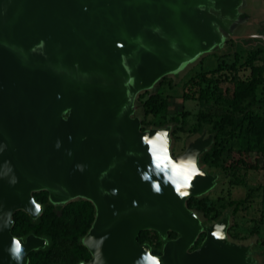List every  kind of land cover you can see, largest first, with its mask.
<instances>
[{
  "label": "water",
  "instance_id": "obj_1",
  "mask_svg": "<svg viewBox=\"0 0 264 264\" xmlns=\"http://www.w3.org/2000/svg\"><path fill=\"white\" fill-rule=\"evenodd\" d=\"M259 1L0 0V264H16L7 251L12 215L36 221L39 192L54 210L75 201L93 207L78 241L89 259L77 264H135L152 252L136 240L142 231L156 234L163 264H264V251L227 241L233 206L211 225L186 207L219 180L201 167L214 133L204 127L181 154L169 152L178 162L198 150L205 173L180 199L141 140L160 130L170 140L172 130L142 127L133 105L139 91L154 93L166 76L230 51L227 42L245 51L263 45ZM157 180L161 195L151 188ZM217 226L223 238L213 237ZM17 238L22 264L49 245L33 234Z\"/></svg>",
  "mask_w": 264,
  "mask_h": 264
},
{
  "label": "trees",
  "instance_id": "obj_2",
  "mask_svg": "<svg viewBox=\"0 0 264 264\" xmlns=\"http://www.w3.org/2000/svg\"><path fill=\"white\" fill-rule=\"evenodd\" d=\"M263 49L264 44L247 51L245 61L239 65L248 69V75L244 78L236 75L238 68L235 62L228 66L218 63L215 68L199 72L183 83V99H195L201 103L212 99L215 105L219 103L227 105L226 108L217 106L196 115V122L210 125L209 133H214L212 146L201 156L202 163L209 160L212 163L219 161L224 150L222 137L227 135L236 138L238 143L236 152L239 157L231 160L223 169L235 170L246 167L247 163L240 156L254 151L262 159V165L258 167L254 164L251 168L264 170V111L257 113L252 109L256 88L264 83V57L260 59L258 57ZM227 81L231 82V90L229 97L225 98L217 86ZM141 105L143 113L152 116L161 115L166 108L165 99L159 93L147 96ZM169 121L176 124L177 118L171 117ZM157 125L164 126L163 123ZM176 128L175 126L171 131L172 135L176 130H180ZM32 197L35 202L44 205L42 214L36 221L31 222L26 214L20 211L13 213L10 233L15 237H23L27 234L44 237L48 239L49 245L42 251L30 252L27 264H77L88 260L87 251L78 241L85 235L93 220L91 204L86 201L71 202L60 208L59 213L56 214L53 207L46 205L45 192L34 193ZM243 202L229 201L226 207L233 206L232 213H234ZM203 203L201 199L189 198L186 207L190 209L193 206L200 210L203 208ZM174 237L173 233H168L169 239ZM136 240L139 244L147 242L152 247L151 253L158 254L160 243L155 233L142 231ZM63 244L65 245L62 247ZM197 246L196 241L193 248Z\"/></svg>",
  "mask_w": 264,
  "mask_h": 264
},
{
  "label": "rangeland",
  "instance_id": "obj_3",
  "mask_svg": "<svg viewBox=\"0 0 264 264\" xmlns=\"http://www.w3.org/2000/svg\"><path fill=\"white\" fill-rule=\"evenodd\" d=\"M226 44L231 46V50L223 55L219 56L216 53L207 54L194 65L187 66L176 76L168 75L159 84H154V93H159L166 102V108L161 115L152 116L143 113L142 101L151 95L153 90L139 91L135 96L136 99L133 102L135 107L134 114L135 117L141 120L142 127L149 129L161 127L157 124L163 123L164 125H169L170 130H173L175 126L177 127L176 129H180L170 136L169 152L172 156L181 154L187 145L200 134L202 128L205 127L207 133H209L210 125L196 122L198 113H204L217 106L227 107L226 103L215 105L212 99L204 103L195 99H183V83L199 72L215 68L218 63L228 66L235 62L236 68H238L236 75L241 78L248 75V69L239 67L245 61L248 52L235 44L232 45L231 42ZM258 57L259 59L264 57V49ZM217 87L225 98L229 97L231 82L219 83ZM252 109L257 113L264 111V83L256 88L255 103ZM171 117L177 118L176 124L169 121ZM194 129L196 132H192ZM222 139L224 141L222 145L224 150L220 155L219 161L216 163H212L210 160L206 163L201 162V167L205 171L219 172V180L211 190L201 197L204 202L203 208L197 210L191 206L190 209L197 213L198 220L211 225L221 216L229 201H244L231 214L229 227L226 230V239L235 244L250 245L253 251H264V170L251 168L254 164L260 167L262 159L252 151L240 156L247 163L246 167L235 170L223 169L231 160L237 159L239 155L236 152L238 149L236 138L225 135ZM54 213L58 214L59 211L56 210ZM201 237H203V233H200L196 238L198 245ZM259 259L264 262V253Z\"/></svg>",
  "mask_w": 264,
  "mask_h": 264
},
{
  "label": "clouds",
  "instance_id": "obj_4",
  "mask_svg": "<svg viewBox=\"0 0 264 264\" xmlns=\"http://www.w3.org/2000/svg\"><path fill=\"white\" fill-rule=\"evenodd\" d=\"M141 140L148 147L149 155L154 159L155 169L163 174L164 183L170 185L180 199L189 197L195 179L205 176V173L198 166L199 151L194 149L186 156L181 157L178 162H173L169 154L170 140L167 130L158 131L152 138L144 136ZM148 179L147 176H142V180ZM150 183L154 194L161 195L163 193V188L158 180L150 181ZM35 207L36 211L39 212L40 206L35 205ZM7 226V223L3 225V227ZM222 227L217 226L212 232L213 237L223 238ZM7 251L16 264H22L25 249L19 238L12 237L11 245ZM135 264H163V262L159 257L152 255L149 250L145 251Z\"/></svg>",
  "mask_w": 264,
  "mask_h": 264
},
{
  "label": "crops",
  "instance_id": "obj_5",
  "mask_svg": "<svg viewBox=\"0 0 264 264\" xmlns=\"http://www.w3.org/2000/svg\"><path fill=\"white\" fill-rule=\"evenodd\" d=\"M259 5H260V7H259L258 12H257V18L259 21L264 22V0H260ZM262 35L264 36V27H263V34Z\"/></svg>",
  "mask_w": 264,
  "mask_h": 264
},
{
  "label": "flooded vegetation",
  "instance_id": "obj_6",
  "mask_svg": "<svg viewBox=\"0 0 264 264\" xmlns=\"http://www.w3.org/2000/svg\"><path fill=\"white\" fill-rule=\"evenodd\" d=\"M88 259H89V258H88ZM86 261H87V260H86ZM86 261H85V262H86Z\"/></svg>",
  "mask_w": 264,
  "mask_h": 264
}]
</instances>
